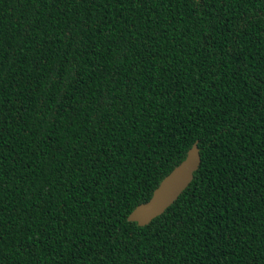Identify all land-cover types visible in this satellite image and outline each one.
<instances>
[{
	"label": "trees",
	"instance_id": "obj_1",
	"mask_svg": "<svg viewBox=\"0 0 264 264\" xmlns=\"http://www.w3.org/2000/svg\"><path fill=\"white\" fill-rule=\"evenodd\" d=\"M0 264H264V0H0Z\"/></svg>",
	"mask_w": 264,
	"mask_h": 264
},
{
	"label": "water",
	"instance_id": "obj_2",
	"mask_svg": "<svg viewBox=\"0 0 264 264\" xmlns=\"http://www.w3.org/2000/svg\"><path fill=\"white\" fill-rule=\"evenodd\" d=\"M200 164V154L195 141L185 157L159 182L151 197L138 204L127 216L128 221L146 225L161 215L191 182Z\"/></svg>",
	"mask_w": 264,
	"mask_h": 264
}]
</instances>
